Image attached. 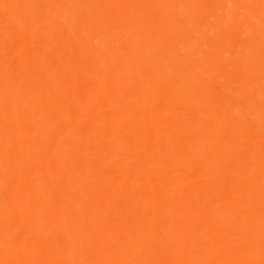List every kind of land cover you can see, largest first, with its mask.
<instances>
[{
	"label": "bare ground",
	"instance_id": "6f19581e",
	"mask_svg": "<svg viewBox=\"0 0 264 264\" xmlns=\"http://www.w3.org/2000/svg\"><path fill=\"white\" fill-rule=\"evenodd\" d=\"M0 264H264V0H0Z\"/></svg>",
	"mask_w": 264,
	"mask_h": 264
},
{
	"label": "rangeland",
	"instance_id": "374dc122",
	"mask_svg": "<svg viewBox=\"0 0 264 264\" xmlns=\"http://www.w3.org/2000/svg\"><path fill=\"white\" fill-rule=\"evenodd\" d=\"M1 12H3V11H1ZM5 14V13H4ZM3 13L1 14L3 17H5V15H4ZM29 37V36H28ZM30 38V37H29ZM26 40H27V38H26ZM34 40V39H33ZM28 42V44H29V41H27ZM30 42H31V40H30ZM34 42V41H33ZM31 44V43H30ZM32 45V44H31ZM33 45H36V41H35V44H33Z\"/></svg>",
	"mask_w": 264,
	"mask_h": 264
}]
</instances>
